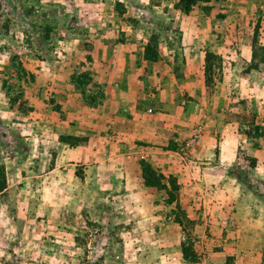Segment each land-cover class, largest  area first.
Returning a JSON list of instances; mask_svg holds the SVG:
<instances>
[{
	"label": "rangeland",
	"instance_id": "obj_1",
	"mask_svg": "<svg viewBox=\"0 0 264 264\" xmlns=\"http://www.w3.org/2000/svg\"><path fill=\"white\" fill-rule=\"evenodd\" d=\"M138 1L146 5L144 20L156 15L159 22L148 25L141 43L126 46L134 65L170 70L176 108L186 109L183 100L203 104L194 129L205 124L204 113L224 111L231 132L251 137L256 146L253 138L264 136V63L251 68V45L255 29L257 44L264 45V0L198 2L184 21L171 7L177 0ZM112 8L120 11L117 0H0V165L7 184L0 193V264H211L202 255L221 248L208 229L196 237L203 221L189 219L178 205L171 174L161 173L167 190L147 186L144 159L120 172L127 162L111 143L98 141L104 154L94 161L79 145L61 142L63 134L53 128L63 114L53 94L63 95V83L87 103L100 97L85 67L95 63L91 41L113 18ZM152 36L156 60L144 55ZM244 154L232 162L229 176L262 199L264 154L260 164ZM228 241L237 247L235 238ZM240 247L252 245L244 240ZM230 255L237 264L236 254Z\"/></svg>",
	"mask_w": 264,
	"mask_h": 264
},
{
	"label": "crops",
	"instance_id": "obj_2",
	"mask_svg": "<svg viewBox=\"0 0 264 264\" xmlns=\"http://www.w3.org/2000/svg\"><path fill=\"white\" fill-rule=\"evenodd\" d=\"M148 2L150 0L145 3ZM117 3L120 11L112 8L113 18L95 30L96 37L91 41L95 45L91 52L95 63L85 67L100 97L87 103L72 84L63 83V95L53 94L63 110L53 128L62 134L87 137V145L77 147L83 149L85 157L93 156L94 161L104 154L100 152L102 146L98 141L111 143L117 149L115 155L127 162L118 167L120 172L127 173L129 163L144 159L156 171L175 177L180 192L178 205L189 219L203 221L196 224V237H203L202 232L208 229L213 235L212 243L221 241L219 250L202 255L203 263L223 264L225 256L234 253L237 264L239 261L264 264V241L257 244L255 239L264 238V197L259 199L247 190L245 183L229 176L230 165L240 153L253 156L261 163L264 136L253 138L257 141L254 146L251 137L231 132L234 127L224 120V111L222 114L204 113L205 124H197L195 129L191 127L203 104L194 99L183 100L186 109L176 108L170 70L134 65V52L126 47L141 43L143 31L148 25L158 24V17L153 15L150 21L144 20L146 5L138 0H117ZM151 7L158 9L160 5ZM171 7L183 21L192 16V12L184 14ZM136 9L140 11L137 13ZM162 13L169 15L170 10H162ZM106 59L107 65L99 68L100 61ZM172 73L171 70V77ZM165 74L169 77L158 81L157 78ZM155 82L158 85H154ZM214 121L217 124H213ZM100 134L101 137L95 139ZM260 186L264 191V184ZM230 237L236 239L237 247H230ZM244 240L252 247L239 248Z\"/></svg>",
	"mask_w": 264,
	"mask_h": 264
},
{
	"label": "trees",
	"instance_id": "obj_3",
	"mask_svg": "<svg viewBox=\"0 0 264 264\" xmlns=\"http://www.w3.org/2000/svg\"><path fill=\"white\" fill-rule=\"evenodd\" d=\"M202 1H208V0H177V3L175 4V7L178 8L182 13L188 14L192 7ZM255 28H259L258 24ZM257 29H255L254 37L252 40L251 45V59L253 61V64L251 65V68L256 69L258 67L259 63H264V53L262 57L258 58V51L263 50L264 51V45H258L257 44ZM45 37H48V33L45 34ZM156 38L155 36L151 37L150 43L146 44L144 55L150 59V60H156L158 58V54L156 51ZM153 45V48L151 47ZM213 55L211 52L207 53L208 56ZM256 61V62H255ZM206 68L208 69V64L206 65ZM59 140L61 142L70 143L72 145H82V143L87 141V137H80V136H73L69 134H63L59 136ZM142 166V172H143V179L145 181V184L147 186H160L161 188L167 190V186L161 182V179L163 178V175L161 173L156 174V170L146 161H143ZM235 178H238L236 174H234ZM170 181L172 186L174 188H178V185L176 184V179L173 176H170ZM6 174H5V168L3 165H0V193H3L6 189ZM171 201L173 198L170 199ZM183 255L184 258L187 259V251L183 249ZM196 261V260H193ZM223 264H235L234 262V256L227 255L225 257Z\"/></svg>",
	"mask_w": 264,
	"mask_h": 264
}]
</instances>
